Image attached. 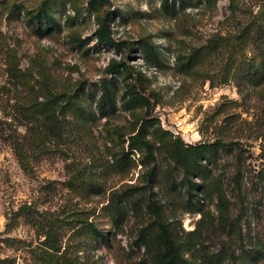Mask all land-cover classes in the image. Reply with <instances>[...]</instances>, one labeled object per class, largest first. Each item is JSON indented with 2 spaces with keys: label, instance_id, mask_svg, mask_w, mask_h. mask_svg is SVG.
I'll return each instance as SVG.
<instances>
[{
  "label": "rangeland",
  "instance_id": "rangeland-1",
  "mask_svg": "<svg viewBox=\"0 0 264 264\" xmlns=\"http://www.w3.org/2000/svg\"><path fill=\"white\" fill-rule=\"evenodd\" d=\"M90 1L0 0V260L157 264L164 228L192 264H264V0ZM45 2L56 24L42 30L28 12ZM108 13L115 40L139 48L98 44ZM122 60L134 70L110 72ZM63 93L79 109L30 118ZM137 95L159 119L154 161L132 147ZM162 118L184 119V136Z\"/></svg>",
  "mask_w": 264,
  "mask_h": 264
},
{
  "label": "trees",
  "instance_id": "trees-1",
  "mask_svg": "<svg viewBox=\"0 0 264 264\" xmlns=\"http://www.w3.org/2000/svg\"><path fill=\"white\" fill-rule=\"evenodd\" d=\"M106 1L107 0H91L89 3V6L91 9H94L98 4H103ZM168 3H169V0H164L165 6H168ZM28 15H29L30 22L33 24H37V23L40 24V28L42 30H44L45 28H49L50 26H53L54 24H56V21L51 14V7L47 2H45L42 5V7L39 8L38 10L28 12ZM113 17H114V13H108L100 21L99 27L95 32V37L97 39L98 44L103 47L115 48L119 52L122 51L123 46L126 47L127 50H129L130 52L135 51L137 48H139L136 43L126 42V43L120 44L115 40L113 26H112ZM150 46H151V51L148 52V49L150 48ZM150 46L147 43H140L141 52H143L145 55L150 54V58L153 57L155 64H160L158 53H154V51H152V48L154 47V45H150ZM109 70L112 73H117V72H120L121 70H126L130 72L134 70V67L128 65L126 61L122 60L118 63H112L110 65ZM137 72L140 75H142L141 71L137 70ZM101 91H102V95L98 101V110L101 113L105 114L110 108L115 106V95H114L113 90L111 89V87L108 85L107 82L102 84ZM132 93H133V89L129 88L128 94H132ZM67 96L68 95L66 94L64 95V93L59 94V95L51 94V97L48 99V104L46 106L43 105L42 106L43 108L39 110L37 108H34V113L32 112V114L30 115V118H34L35 120H39L41 118L47 119L51 116V114H55V112L56 114L58 113L57 106H60V105L61 107H59L60 108L59 113L61 115L67 114L68 110H73L74 108L79 109V107L76 104V101H74V97L72 96L67 97ZM131 102L132 103H143V105L146 107V110H147L146 119L140 126L138 133L131 137L132 147L141 148V149L143 148L147 158L150 161H154L155 160L154 159L155 158L154 149H153L151 142L147 139V134H148V127L153 125L159 119L157 117H154L152 114L153 107L151 106L150 100L137 95L136 98L133 97ZM59 103H62V104L59 105ZM51 108H53V110L50 112L49 110ZM51 123H52V126H51L52 133L51 132L50 133L51 135H54L56 133L55 129L58 132L61 124L55 123L56 125H54L53 121H51ZM27 128H29L28 134H31V130L33 127L27 126ZM166 132L170 134V132L168 131ZM25 139H26V136L24 137V140ZM10 140H11L10 144L12 145V148H14V150L19 153V155L17 156H19L20 161L25 163L27 156L23 153V149H24L23 140H19L17 138L16 139L11 138ZM228 146L234 147L233 143L229 144ZM178 148L185 149V144L183 143V141H181V139L178 140ZM154 175H155V169L153 168L150 174L151 178H153ZM24 210H25L24 213L26 214V216L33 215L36 213V211H34V209H32V207H29L28 205H26ZM158 238L161 244L163 245V253H161L160 256L158 257L157 264H192L191 261L185 259L182 256L180 249H179V245L176 243L175 239L164 228L161 231V234L158 236ZM12 263L13 261L9 259L0 260V264H12ZM53 263L60 264L58 261H55Z\"/></svg>",
  "mask_w": 264,
  "mask_h": 264
},
{
  "label": "built area",
  "instance_id": "built-area-1",
  "mask_svg": "<svg viewBox=\"0 0 264 264\" xmlns=\"http://www.w3.org/2000/svg\"><path fill=\"white\" fill-rule=\"evenodd\" d=\"M161 120L166 131L172 132L175 135L184 136V134H181V132H186V124L184 119L179 118L174 123H168L164 118H162Z\"/></svg>",
  "mask_w": 264,
  "mask_h": 264
}]
</instances>
